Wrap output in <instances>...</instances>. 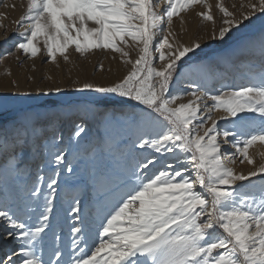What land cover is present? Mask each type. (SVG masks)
Masks as SVG:
<instances>
[{
	"label": "snow or ice",
	"instance_id": "snow-or-ice-1",
	"mask_svg": "<svg viewBox=\"0 0 264 264\" xmlns=\"http://www.w3.org/2000/svg\"><path fill=\"white\" fill-rule=\"evenodd\" d=\"M161 2L28 0L18 22L23 31L12 43L25 58L38 55L43 37L52 62L57 54L68 61L74 45L80 55L92 49L120 53L132 67L108 85L80 83L76 91L96 95L85 107L18 112L0 126L5 176L16 184L11 192L6 184L0 190V264H264V162L257 165L249 152L257 142L264 145V0H246L238 9L233 4L235 11L223 0H163L158 10ZM195 6L213 25L210 40L231 41L257 22L258 34L230 56L201 60L199 38L184 43L171 31L173 18ZM126 48L136 50L134 60ZM4 53L13 54L9 48ZM233 69L243 83L226 82ZM39 91L62 93L60 87ZM113 97L142 106L121 114L134 135L130 163L117 174L115 190L122 191L94 235L79 199L63 208L65 244L55 201L62 169L71 174L75 168L55 122L72 119L68 147L79 144L86 116ZM217 112L222 115L214 117ZM30 140L42 141L43 150L34 179L20 182L27 165L19 167L17 149ZM237 158L253 168L237 172Z\"/></svg>",
	"mask_w": 264,
	"mask_h": 264
},
{
	"label": "rangeland",
	"instance_id": "rangeland-1",
	"mask_svg": "<svg viewBox=\"0 0 264 264\" xmlns=\"http://www.w3.org/2000/svg\"><path fill=\"white\" fill-rule=\"evenodd\" d=\"M239 1L246 2V0H223V3L229 7L230 11H235L236 9H233L232 5L235 4L238 9ZM208 2L215 5L219 0H208ZM27 3L28 0H2L0 3V37L6 33L9 26H14L13 32L16 36L18 31L22 32L23 29L18 26V22L26 12ZM163 7L162 0L158 10H162ZM198 11L201 12L203 9L195 6L194 10L190 8L182 12L180 16L174 17L171 31L184 43L199 38L202 44L201 60L230 56L241 43L258 34L259 23L257 22L231 41L221 43L217 40H210L208 35L212 23L204 21L196 13ZM218 12L216 9L214 17L218 18L221 15ZM15 14L18 19L14 24ZM204 26L205 28H203ZM189 30H193L190 33L191 36L188 35ZM4 44L0 45V104L5 106L6 111L0 115L9 111L14 113L4 119L0 126L12 121L18 112L30 111L43 114L53 110H62L65 113H70L76 108L85 107L96 99V95L76 91L75 89L80 83L87 81L108 85L118 81L132 67L123 62L120 53L111 50L92 49L84 55H80L74 51L73 45L68 49V61H64L57 54L56 62H52L41 44L39 45L41 51L34 58H25L21 51L12 48V43L11 45ZM5 48H9L13 54H5ZM125 51H129V49L126 48ZM136 56L135 50L133 57H130L134 60ZM99 64L103 65L102 70H97ZM226 82L241 84L244 81L240 78V74L233 69ZM55 87H60L62 93L43 95L39 91L47 92L48 89ZM141 107L135 101L122 100L118 97L111 98L109 103L100 106L99 112L89 113L86 116L87 131L79 140V144L73 143L71 147L68 146L73 129L72 119L65 115L55 122L56 129L63 136V146L68 152V161L75 168V172L71 174L62 169V175L59 178L60 188L55 201L56 211L59 213L60 228L58 230L65 237V244L68 243L69 229L63 220V208L67 207L69 203H74V198L81 201V215L86 218V229L89 235L95 234L99 220L119 198L122 190H115L118 183L117 174L126 171L130 163L129 137L134 138L133 132L125 122L126 117L121 114L137 112ZM105 112L107 115L103 114ZM221 115L220 112L214 113V117ZM79 122L77 121V123ZM220 124L223 127L225 122L221 120ZM38 149L42 152L43 142L38 141L33 144L31 140L23 150L17 149L18 159H25L24 165L20 168L23 169L27 165V170L20 178V182L28 181L30 183L34 179L37 171L36 164L40 159ZM93 149H95L94 153ZM249 152L257 165L264 162V145L257 142L249 149ZM6 164L7 161L4 157L0 161V190L6 184L11 192L15 189L16 184L10 177L6 179ZM232 166L237 172L245 174L253 168L246 162L239 163V158H237V163ZM45 171L50 170L46 168ZM254 182L258 183L259 179L254 178ZM2 194L0 191V195Z\"/></svg>",
	"mask_w": 264,
	"mask_h": 264
},
{
	"label": "bare ground",
	"instance_id": "bare-ground-1",
	"mask_svg": "<svg viewBox=\"0 0 264 264\" xmlns=\"http://www.w3.org/2000/svg\"><path fill=\"white\" fill-rule=\"evenodd\" d=\"M228 1V0H227ZM245 1V0H244ZM210 3H212V2H210ZM239 3L241 4V2L239 1ZM230 5V4H229ZM232 9V8H231ZM215 10H216V8L214 9L213 8V13H214V16H215ZM237 10V9H236ZM217 11H218V9H217ZM197 14L199 13V11L198 12H196ZM219 13V12H218ZM219 15V14H218ZM217 17V16H216ZM17 19H18V17H17V14H15L14 15V24H15V22H17ZM197 23V22H196ZM211 24V23H210ZM197 25V24H196ZM198 25H199V23H198ZM90 26H92V25H90ZM209 26V25H208ZM13 27L14 26H9L8 28H7V30H6V33L3 35V36H1L0 37V45H5L4 43H7V44H10L11 45V43H13V40L14 39H17L18 37L16 36V34L13 32L14 30H13ZM211 27H212V25H211ZM203 28H205V26L203 27ZM202 28V29H203ZM188 29H189V27H188ZM208 29H209V27H208ZM204 30H206V29H204ZM23 31V30H22ZM176 31V30H175ZM193 30H189V36H191L190 35V33L192 32ZM43 37H41V38H39V43H38V47H39V45L41 44L42 46H43ZM44 47V46H43ZM134 52H135V49L133 48V49H129V55L131 56V57H133V55H134ZM235 71V70H234ZM14 112L13 111H9L8 113H6V114H2V115H0V123L4 120V119H6L8 116H11L12 114H13ZM87 129V128H86ZM5 156L3 155V153H0V161H1V159H3ZM23 160V162L22 163H20L19 164V167L20 166H23L24 165V161H25V159H22Z\"/></svg>",
	"mask_w": 264,
	"mask_h": 264
}]
</instances>
